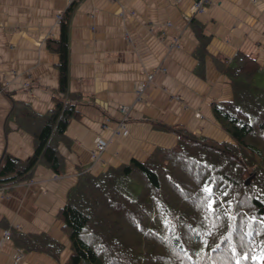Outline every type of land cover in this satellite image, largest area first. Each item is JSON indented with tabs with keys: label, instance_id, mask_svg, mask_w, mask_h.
<instances>
[{
	"label": "crops",
	"instance_id": "0c3cea01",
	"mask_svg": "<svg viewBox=\"0 0 264 264\" xmlns=\"http://www.w3.org/2000/svg\"><path fill=\"white\" fill-rule=\"evenodd\" d=\"M196 1L0 0V159L7 152L26 160L35 152L34 134L19 128L11 113L14 104L44 120L57 100L71 98L78 100L79 114L58 141L60 173L39 164L31 180L0 185V264H17L20 249L5 239L11 227L48 233L68 246V255L59 214L83 172L97 174L144 160L158 147L172 148L178 131L231 139L213 113L215 103L233 99L216 60L244 51L258 59L264 74V0H208L201 12H195ZM72 3L65 92L61 54L48 44L60 39L58 16ZM193 18L210 37L203 72ZM149 75L153 80L139 93ZM121 106L129 109L123 128ZM98 142L106 149L95 159ZM65 251L60 261L22 251L18 264H62Z\"/></svg>",
	"mask_w": 264,
	"mask_h": 264
},
{
	"label": "trees",
	"instance_id": "16d2710c",
	"mask_svg": "<svg viewBox=\"0 0 264 264\" xmlns=\"http://www.w3.org/2000/svg\"><path fill=\"white\" fill-rule=\"evenodd\" d=\"M73 9L74 3L62 15L60 39L48 44L61 54L60 87L65 92ZM190 24L199 40L195 55L203 72L210 37L195 18ZM216 66L230 80L233 99L215 103L213 113L232 141L178 131L172 148L158 147L144 160L133 159L97 174L83 172L59 214L69 245L62 264H261L264 86L255 79L262 67L244 51L231 59L217 58ZM76 100H57L46 120L27 106L14 104L11 113L19 128L34 134L36 148L26 160L4 153L0 185L31 180L39 164L61 172L58 141L72 118L79 116ZM209 183L217 193L214 214L205 210L200 191ZM224 191L229 195L221 196ZM10 233L23 252L45 253L58 261L68 247L48 233L25 234L12 227Z\"/></svg>",
	"mask_w": 264,
	"mask_h": 264
},
{
	"label": "snow or ice",
	"instance_id": "6c2138e0",
	"mask_svg": "<svg viewBox=\"0 0 264 264\" xmlns=\"http://www.w3.org/2000/svg\"><path fill=\"white\" fill-rule=\"evenodd\" d=\"M213 187L214 186L211 183L205 184L200 191H201L202 196H203V204H204L205 210L214 214L215 213L214 205L217 203V200H216L217 193L215 191H213ZM220 195L226 197L229 194L227 191H224V192H221ZM254 220H255V218H249V221H254ZM248 235L250 236L251 232H249ZM188 243L189 244H197L198 246H201V247H207L208 246L206 242L199 241V240H189ZM232 250L234 251L235 249H232ZM197 251H198V249H197ZM247 258L248 257H245V259H247ZM261 264H264V258H262Z\"/></svg>",
	"mask_w": 264,
	"mask_h": 264
},
{
	"label": "built area",
	"instance_id": "2783aa9c",
	"mask_svg": "<svg viewBox=\"0 0 264 264\" xmlns=\"http://www.w3.org/2000/svg\"><path fill=\"white\" fill-rule=\"evenodd\" d=\"M208 0H197L194 7H195V12H201L203 11L205 8V4ZM62 19V15H59L58 16V20L60 21ZM177 40L174 41L173 45H176L177 44ZM165 70V69H164ZM153 75H149L148 77V80L147 81H144V82H140L139 83V88H138V92L140 93L142 89H144L148 84L149 82H151L153 80ZM129 109H127L126 107H121V112L123 113V116H124V119L119 123V126L121 128L124 127V121L125 119H127V114L129 113L128 111ZM106 149V146H105V143H102V142H98L97 143V148L94 152V158H98L99 155H101V153ZM10 231H6L5 232V236L6 238L10 239Z\"/></svg>",
	"mask_w": 264,
	"mask_h": 264
},
{
	"label": "rangeland",
	"instance_id": "374dc122",
	"mask_svg": "<svg viewBox=\"0 0 264 264\" xmlns=\"http://www.w3.org/2000/svg\"><path fill=\"white\" fill-rule=\"evenodd\" d=\"M255 83L256 84H258L259 86H264V74H260L256 79H255ZM121 107H126L127 109H128V107L127 106H121ZM121 107H120V111H121ZM124 117V116H123ZM224 141V140H223ZM225 141H229V142H231L232 141V139H230V140H225ZM220 142H222V140L220 141ZM5 239L6 240H9L8 238H6V236H5ZM68 254H69V252H68ZM67 250L65 251V255L63 256V260H67ZM23 259V253H22V250H19L18 252H17V254H16V256H15V259H14V261H15V263H19L21 260Z\"/></svg>",
	"mask_w": 264,
	"mask_h": 264
}]
</instances>
